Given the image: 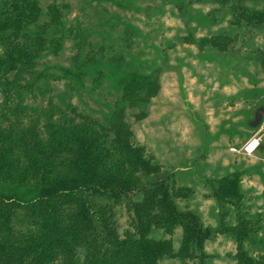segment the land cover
Listing matches in <instances>:
<instances>
[{
  "label": "trees",
  "instance_id": "trees-1",
  "mask_svg": "<svg viewBox=\"0 0 264 264\" xmlns=\"http://www.w3.org/2000/svg\"><path fill=\"white\" fill-rule=\"evenodd\" d=\"M190 1L166 0L181 16ZM208 1L226 6L233 34L196 41L199 48L231 53L240 33L264 30V0ZM61 10L50 5L48 23L37 26V0H0V264H212L216 256L206 246L219 236L233 242L235 264H264V213L250 212L241 172L207 181L216 224L206 225L188 207L194 190L178 187L133 141L127 115L130 109H139V120L147 115L160 89L157 70L123 73L120 100L93 112L102 121L78 114L63 101L65 92L53 93L54 83L86 73L39 69L53 39L45 33L58 26ZM84 45L76 43L75 61ZM254 52L264 68V51ZM67 87L69 97L74 90Z\"/></svg>",
  "mask_w": 264,
  "mask_h": 264
},
{
  "label": "rangeland",
  "instance_id": "rangeland-1",
  "mask_svg": "<svg viewBox=\"0 0 264 264\" xmlns=\"http://www.w3.org/2000/svg\"><path fill=\"white\" fill-rule=\"evenodd\" d=\"M37 2L41 10L37 26L48 23L50 5L62 8L58 26H49L45 33L48 42L53 39L39 69L50 67L55 74L61 68L86 71L81 82L54 83V94L65 92L63 101L69 100L78 114L102 121L101 113L93 112L120 100L125 86L118 79L123 73L157 70L160 89L151 98L147 115L137 119L139 109H130L127 115L133 141L174 175L178 187L194 190L188 207L198 210L206 225L216 224L215 204L205 197L207 181L235 171L242 173L250 212L264 213V119L258 129H250L255 113L264 111V68L252 58L256 48L264 51L263 29L240 33L231 53L221 54L196 43L219 33L233 34L226 6L218 2L191 0L183 16L166 0ZM190 37L194 43L187 40ZM243 39L252 42L243 44ZM76 43H85L77 61ZM83 62L78 70L76 64ZM70 84L74 91L68 97ZM252 138L259 139L260 146L249 157L244 148ZM185 204L179 201L182 208ZM119 223L125 227L124 214ZM173 238L178 242L179 231ZM206 249L216 256L212 264H235L230 239L219 236Z\"/></svg>",
  "mask_w": 264,
  "mask_h": 264
},
{
  "label": "crops",
  "instance_id": "crops-1",
  "mask_svg": "<svg viewBox=\"0 0 264 264\" xmlns=\"http://www.w3.org/2000/svg\"><path fill=\"white\" fill-rule=\"evenodd\" d=\"M263 119L264 118H262V121H261V123L263 122ZM254 120V119H253ZM253 120H252V122H253ZM261 123L258 125V126H256V127H251V125H250V129H252V130H255V129H258L259 127H260V125H261ZM253 132V131H252ZM252 139H255V138H252ZM259 140V139H258ZM260 146V143H259V141H258V145H257V147L252 151V152H246V154L247 155H249V157H250V155H253L254 154V152L257 150V148ZM264 160V159H263ZM246 192H251V190H247L246 189ZM252 193V192H251ZM252 195H253V193H252ZM254 195H258V193L256 192V191H254ZM252 197H254V199L256 200V198H255V196H252ZM258 198V197H257Z\"/></svg>",
  "mask_w": 264,
  "mask_h": 264
},
{
  "label": "water",
  "instance_id": "water-1",
  "mask_svg": "<svg viewBox=\"0 0 264 264\" xmlns=\"http://www.w3.org/2000/svg\"><path fill=\"white\" fill-rule=\"evenodd\" d=\"M263 112H264L263 109H261L255 113V119L253 120L251 127H256L261 123L262 118H263L262 117Z\"/></svg>",
  "mask_w": 264,
  "mask_h": 264
},
{
  "label": "built area",
  "instance_id": "built-area-1",
  "mask_svg": "<svg viewBox=\"0 0 264 264\" xmlns=\"http://www.w3.org/2000/svg\"><path fill=\"white\" fill-rule=\"evenodd\" d=\"M258 145V140H252L250 141L244 148L245 152H252Z\"/></svg>",
  "mask_w": 264,
  "mask_h": 264
}]
</instances>
